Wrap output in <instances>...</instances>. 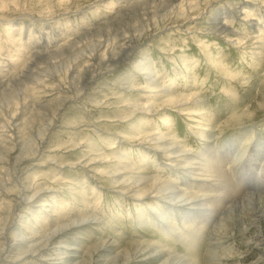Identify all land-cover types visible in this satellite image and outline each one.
Wrapping results in <instances>:
<instances>
[{"label": "rangeland", "instance_id": "1", "mask_svg": "<svg viewBox=\"0 0 264 264\" xmlns=\"http://www.w3.org/2000/svg\"><path fill=\"white\" fill-rule=\"evenodd\" d=\"M165 142L218 159L235 198L264 196V0H0V264H264L262 197L210 242L212 220L189 228L190 206L148 191L223 192Z\"/></svg>", "mask_w": 264, "mask_h": 264}, {"label": "bare ground", "instance_id": "2", "mask_svg": "<svg viewBox=\"0 0 264 264\" xmlns=\"http://www.w3.org/2000/svg\"><path fill=\"white\" fill-rule=\"evenodd\" d=\"M137 31H143V28H139ZM122 55L120 54L118 56L117 59H111V62L113 65H116L118 60L120 59ZM30 58V57H29ZM41 58V57H40ZM31 60V59H30ZM32 62V61H31ZM102 62V61H101ZM33 63V62H32ZM34 63H35V60H34ZM104 63V62H102ZM27 68V67H26ZM27 70V69H26ZM22 72H25L22 71ZM18 76V75H17ZM20 76H18V79H19ZM33 80H39V79H33ZM18 81V80H17ZM161 84H159L157 81H151L149 83V88H152V89H155L153 91H149V92H159V88H161L160 86ZM169 95V93H167V96ZM194 96L193 95H186V94H182V95H179L178 97H174V98H167V101L169 102H172V103H175V104H178V103H181V102H188L189 100L191 99H195L193 98ZM191 105V102L189 103ZM145 109V110H149V108H147V105H144L141 109ZM198 111V110H197ZM197 111H194V112H197ZM199 116V115H198ZM205 126H203V128H200L199 130L201 131H206L207 129L204 128ZM204 131V132H205ZM156 135L154 137H151L150 139L151 140H162V139H165L166 137H164L163 135H159L157 136V134H159L158 132L155 133ZM200 136H203V137H207V136H204L203 134L200 135ZM239 136V135H238ZM210 137H208L209 139ZM207 139V138H206ZM242 139V138H241ZM244 139V138H243ZM242 139V140H243ZM249 140V139H248ZM213 141V140H212ZM230 142V141H229ZM247 142V141H246ZM215 143V142H214ZM251 143V142H250ZM239 144V143H238ZM211 145V144H209ZM234 145V144H232ZM231 145V146H232ZM249 145V144H247ZM212 146V145H211ZM241 146V144H240ZM236 147V146H235ZM244 147V146H243ZM216 148V147H215ZM156 149L159 150V152H163V156L167 158V160L169 162H173L171 163L170 165L172 167H175L176 166V163L174 162H178L180 159L184 160L183 163V168H186L187 164H195L198 166V168H195L194 170H192L194 173L190 174V178L191 179H195V177L197 178H208L209 176L211 175H214L215 176V179L217 180V185H219L221 188H222V193L219 192L220 194H217L218 191H214V190H207V192L209 191H213V192H216V193H210V194H189L186 191V187L185 188H180L179 185H172L171 184V180L170 181H166L165 183H161V179L158 178V177H151L150 179V182H151V188L148 189L149 190H152L153 187H156V190L157 192L159 193H166V191H169V194H166V195H163L161 197L163 198H167L169 199L170 202H176L178 204L181 205H188L191 207V211H186V213H184V218H188V220H186L184 222L185 226H188L189 228L192 227V225L195 223L196 219L199 220V218H194L193 215H191V213H195L194 215H197V213H201L203 217L200 218V220L198 221L197 225L198 224H201L200 227H204L205 224L208 220H212V231L211 233L209 232V234L207 235L208 238H209V241L212 242L213 241V235H214V232L221 229V228H226V224L223 223V220L225 219L224 218V215L230 211H234L235 213H239V212H248V214L250 215L249 218L253 217V215L255 214V208H254V205H255V202H258L259 201V198H263L264 199V196H259V195H252V194H248V195H242L240 198H235V194L233 193L232 191V188L228 187L227 186V182H224L225 180L223 179L224 178V170L221 166H219V163H218V159H215L212 155H209V154H206L204 153V155H201L200 153L198 154L199 156L197 157H187V156H184V154H186L187 151H185V149L180 146V148H176L175 147V144L174 142L172 143H168V142H165V143H159V145L156 146ZM205 149V148H204ZM223 149V148H222ZM243 149V148H242ZM255 150H258V145L255 144V148H253ZM224 150V149H223ZM208 151V150H207ZM222 151V150H221ZM180 152H183L182 154H180ZM204 152V151H203ZM211 152V151H210ZM240 152V151H239ZM245 153V152H244ZM247 154V153H246ZM263 154V153H262ZM190 155V154H189ZM220 155V154H219ZM174 156V157H173ZM232 156V155H231ZM239 156V155H238ZM252 156H255V159H259L262 157V155L257 151L256 153L254 152L253 155L251 154V157ZM242 157V156H240ZM239 157V158H240ZM238 158V159H239ZM196 159H198L199 161H197ZM227 159V158H226ZM246 159V158H245ZM173 160V161H172ZM195 160V161H194ZM221 161V160H220ZM182 164V163H180ZM179 164V165H180ZM227 164V163H226ZM165 165V164H164ZM239 165V164H238ZM244 165V164H243ZM226 166V165H225ZM234 166V165H233ZM169 168V167H168ZM226 168V167H225ZM242 168L239 166V169ZM231 169V168H230ZM234 169V168H233ZM232 169V170H233ZM245 171V170H244ZM207 173H210V175H205ZM229 172V171H228ZM238 172V171H237ZM243 172V171H242ZM238 174V173H237ZM236 174V175H237ZM244 174V173H243ZM259 175V174H258ZM249 176V175H247ZM250 177V176H249ZM229 177H227L226 179H228ZM251 178V177H250ZM250 178L247 177V183H248V186L251 188V190L253 191H257L258 189V186L257 185L258 183H256L255 181H251ZM196 180V179H195ZM259 180V179H258ZM141 181V180H140ZM232 182V180H230ZM202 182V181H201ZM222 182L225 183V186L224 184H222ZM238 182V181H237ZM235 182V183H237ZM173 183V182H172ZM188 184V183H187ZM186 184V185H187ZM192 184V182H191ZM238 184V183H237ZM236 184V185H237ZM195 185V184H194ZM193 185V186H194ZM206 185V184H205ZM242 185V184H241ZM191 186V185H190ZM218 186V187H219ZM257 186V187H256ZM202 187V186H201ZM204 187V186H203ZM217 187V188H218ZM235 187V186H234ZM240 187V186H239ZM206 188V187H205ZM204 188V190H206ZM209 188V187H208ZM215 189V186L213 187ZM196 189V188H195ZM203 189V188H202ZM201 189V191H203ZM218 190V189H217ZM235 190V189H234ZM193 191V190H192ZM236 192V191H235ZM195 193V192H194ZM245 193V192H244ZM252 193V192H251ZM166 196V197H164ZM238 196V195H237ZM164 199V200H165ZM155 201L157 199H154ZM177 200V201H176ZM242 203H245V206L246 208H244V206L242 207ZM44 206V205H43ZM163 207V206H162ZM175 207V206H174ZM167 208H172L170 205H168ZM176 208V207H175ZM186 208V206H185ZM179 210V209H178ZM154 211L158 212L156 209H154ZM175 211V210H174ZM167 214V213H166ZM163 211L160 214V217L163 219V220H167V224L165 223L166 226V229L168 231V233H171L173 235V233L175 232L176 234L174 235L175 238L177 237V239H179L180 237H182V234H185L186 235V232H183L182 231V228H178L177 226L175 227L174 225H172V220L174 221V217L172 214H169V215H166ZM201 216V215H200ZM182 218V219H184ZM181 219V220H182ZM182 225V224H181ZM196 225V226H197ZM195 226V227H196ZM198 227L197 230H201V228ZM184 228V227H183ZM210 228V226H209ZM210 228V229H211ZM192 232L193 231H196L195 229L191 228ZM206 230V229H205ZM171 231V232H170ZM179 231V233H178ZM202 231V230H201ZM209 231V230H208ZM57 232V231H56ZM200 232V231H199ZM197 233V232H196ZM196 233L194 235H196ZM242 234L243 236L245 235L246 233V229L245 230H241L239 232V234ZM189 235V234H188ZM199 235V234H198ZM197 236V235H196ZM199 238V237H198ZM246 238V237H245ZM184 240L186 241H192V239L190 240V238H188V240L186 238H184ZM194 240V239H193ZM180 241V240H179ZM196 243V242H195ZM214 245V244H213ZM165 245L163 243H159L156 244V248H159V249H163L162 247H164ZM215 247V246H214ZM194 248V247H193ZM216 248V247H215ZM216 249H210V251L212 253H214ZM171 253V252H169ZM210 253V252H209ZM215 257H218V255L214 254ZM213 257V256H212ZM173 258H176V256H173ZM214 259V258H213Z\"/></svg>", "mask_w": 264, "mask_h": 264}]
</instances>
